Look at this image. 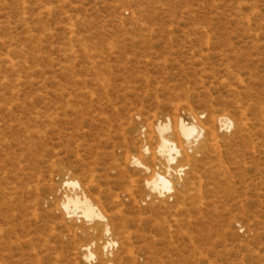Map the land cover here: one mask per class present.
Masks as SVG:
<instances>
[{
  "label": "rangeland",
  "instance_id": "rangeland-1",
  "mask_svg": "<svg viewBox=\"0 0 264 264\" xmlns=\"http://www.w3.org/2000/svg\"><path fill=\"white\" fill-rule=\"evenodd\" d=\"M187 114L242 125L149 197L129 157L159 170L140 146ZM63 178L104 208L111 264H264V0H0V264H99Z\"/></svg>",
  "mask_w": 264,
  "mask_h": 264
},
{
  "label": "bare ground",
  "instance_id": "bare-ground-1",
  "mask_svg": "<svg viewBox=\"0 0 264 264\" xmlns=\"http://www.w3.org/2000/svg\"><path fill=\"white\" fill-rule=\"evenodd\" d=\"M245 87H247V86H245ZM230 90H232V89H230ZM235 90H237V89H235ZM211 116H212L211 117L212 121H210V119H209V121L212 123V125H209V126L206 125L204 127V126L198 125L194 121H192L191 119L193 117L190 114L185 115V117L180 115V116H178L177 121H176L177 126L173 127L174 130H173L172 134H169V132H170L169 122L158 121L155 123V125L153 127H155V131L158 134V136H157L158 138L156 137V141L154 144L155 146L153 148L149 149L148 144H142V146H140V150L143 153H148V150H152L151 154L153 156L155 155V158H156V161L158 164L157 168L159 170H154L155 168L151 169L150 166L142 163V161L139 159L140 157H138V156L131 155L129 157V163L132 166L140 169L144 173L150 172V176L148 178L144 179V185L146 186V188L148 190L147 195L149 197H153L155 199L156 197H158V196L161 197V196H163L164 193L171 192L172 190H175L177 193L181 194L186 188V182H188V181H183L181 175L183 174V172L191 173L195 169L194 168L195 160L192 158L191 155L188 154V151H191L194 148L195 149H201V150L205 149L207 143H209L208 141L211 142L212 140H214V141L216 140L218 130H223V129H226L228 127L231 128L234 125L237 127H238V125H242L239 122H235L227 114H220L217 116H213L211 114ZM46 118H47V116H46ZM194 118H196V117H194ZM150 129H149V133H151ZM240 132H243V129ZM148 135H150V134H148ZM148 135H147L146 140H148ZM212 143H213V141H212ZM215 143L213 145H215ZM127 159H128V157H127ZM173 163H175V164L172 166ZM206 165L208 166V164H206ZM222 167H223V165H222ZM194 172L197 173V171H194ZM197 179L198 178H196V180ZM199 182L200 181H197L196 185L198 184V186H199L200 185ZM11 185H12V183H11ZM86 185H87L86 183L84 184L83 182L81 183L80 181H77V180L71 179V178L61 179V184L56 189L58 192H61V195H62V200L60 203V206L62 208L61 213H62L63 219H67V222L70 224V230H71V233H72L73 237L75 238V240L77 241V238L86 239V241L84 243L78 244V249L80 250V255H81L82 259L84 261H90L93 257L98 255L99 257H97V258L99 259V264H111V261L108 259L110 256L107 257L108 256L107 251L109 249H111L116 244V241H115V239L113 237V233H112L113 228L108 222V217L106 215V212L103 211L104 208L103 209L101 208L102 206L100 205V201L95 202L92 199V196L89 194ZM190 187H191V185H190ZM192 188L193 187H191V189ZM195 188H197V187H195ZM66 189L69 190V193L67 192ZM200 193H201V195L199 198H201V196L203 194L202 191ZM6 196H7V194H6ZM197 196H198V194H197ZM161 206L165 207L164 203H161ZM76 221H80V222H82V224L80 226H77L75 224ZM65 225H66V223H65ZM122 234H123V232H122Z\"/></svg>",
  "mask_w": 264,
  "mask_h": 264
}]
</instances>
